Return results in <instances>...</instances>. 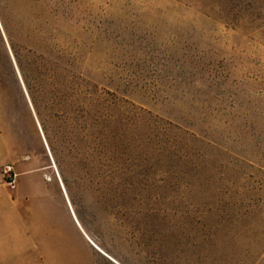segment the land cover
I'll return each mask as SVG.
<instances>
[{
	"label": "rangeland",
	"instance_id": "rangeland-1",
	"mask_svg": "<svg viewBox=\"0 0 264 264\" xmlns=\"http://www.w3.org/2000/svg\"><path fill=\"white\" fill-rule=\"evenodd\" d=\"M0 16L1 173L48 184L45 249L116 264L68 201L120 264H264V0H0ZM39 60L104 115L105 152L69 138L62 172L21 78Z\"/></svg>",
	"mask_w": 264,
	"mask_h": 264
},
{
	"label": "trees",
	"instance_id": "trees-1",
	"mask_svg": "<svg viewBox=\"0 0 264 264\" xmlns=\"http://www.w3.org/2000/svg\"><path fill=\"white\" fill-rule=\"evenodd\" d=\"M1 46L4 47L5 44L3 43ZM19 68L22 81L40 121L45 139L61 172L62 163L60 159L65 154V151L68 153L70 150L68 143L71 140L69 138L77 140V136L79 137L82 133L84 137L87 136L88 138L89 136V139H87L89 155L105 152V146L102 143L104 115L98 108L90 109L81 104L84 98L80 97L79 93L71 85L72 79L68 78L70 75L67 68L44 60L33 61L25 65L19 64ZM72 98H74L73 102ZM69 100H71V104H74L67 108L66 101L68 102ZM47 117H53L59 122L56 126L57 131L54 130L53 136L47 126ZM56 137H58L57 141L61 139V143L56 144ZM112 174H106L105 177H109L111 184H114L113 180L117 174ZM63 180L66 184L64 177ZM74 214L83 230L89 234L80 215L76 211H74Z\"/></svg>",
	"mask_w": 264,
	"mask_h": 264
},
{
	"label": "crops",
	"instance_id": "crops-1",
	"mask_svg": "<svg viewBox=\"0 0 264 264\" xmlns=\"http://www.w3.org/2000/svg\"><path fill=\"white\" fill-rule=\"evenodd\" d=\"M5 32L0 16L1 45L4 43ZM1 135L0 131V139ZM6 157L0 140V264H68L60 262L50 250L45 249L46 236L38 213L42 211L43 195L48 184L38 182L40 174L36 169L22 170V174L18 172V181L13 185L4 182L1 167L8 162ZM66 205L72 215V223L78 227L79 235L86 239L88 246H93L94 243L82 229L68 201Z\"/></svg>",
	"mask_w": 264,
	"mask_h": 264
},
{
	"label": "built area",
	"instance_id": "built-area-1",
	"mask_svg": "<svg viewBox=\"0 0 264 264\" xmlns=\"http://www.w3.org/2000/svg\"><path fill=\"white\" fill-rule=\"evenodd\" d=\"M3 174L6 177V182L10 185L15 184V179L17 177V173L12 169L11 165H5L3 168Z\"/></svg>",
	"mask_w": 264,
	"mask_h": 264
},
{
	"label": "water",
	"instance_id": "water-1",
	"mask_svg": "<svg viewBox=\"0 0 264 264\" xmlns=\"http://www.w3.org/2000/svg\"><path fill=\"white\" fill-rule=\"evenodd\" d=\"M88 239V238H87ZM89 240V239H88ZM90 241V240H89ZM92 243V242H91ZM93 244V243H92ZM94 247H96L94 244H93ZM97 248V247H96ZM98 249V248H97ZM99 250V249H98ZM100 251V250H99ZM103 253V252H102ZM104 254V253H103ZM106 257H108L109 259H111L114 263L116 264H120L118 263L117 261H115L113 258H111L110 256H108L107 254H104Z\"/></svg>",
	"mask_w": 264,
	"mask_h": 264
}]
</instances>
